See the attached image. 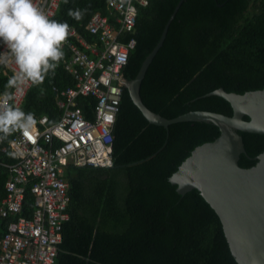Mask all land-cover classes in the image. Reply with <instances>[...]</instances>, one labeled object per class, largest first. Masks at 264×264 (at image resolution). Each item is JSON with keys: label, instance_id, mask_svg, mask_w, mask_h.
Instances as JSON below:
<instances>
[{"label": "trees", "instance_id": "trees-1", "mask_svg": "<svg viewBox=\"0 0 264 264\" xmlns=\"http://www.w3.org/2000/svg\"><path fill=\"white\" fill-rule=\"evenodd\" d=\"M177 2L137 3L134 30L119 36L124 41L135 38L122 68L124 78L135 76ZM69 9L82 10V19L70 17ZM97 10L113 20L107 0H61L50 20L73 24L92 40L95 35L84 24ZM61 47L64 55L54 71L41 84L31 82L20 106L9 105L32 113L35 120L41 114H47L49 122L58 118L53 86L72 83L63 67L69 48ZM10 78L0 64V93L6 91ZM219 86L240 93L264 87V0H182L139 92L150 109L165 117L194 109L231 114L232 106L223 96L204 94ZM94 101L91 94L78 97L87 117L92 116ZM219 132L216 123L205 120L152 123L123 85L112 127L113 165L69 162L64 167L70 215L62 224L53 264H238L218 214L199 190L179 193L167 179L196 145ZM240 134L248 156L264 150V133L240 130ZM13 135L0 141V200L9 174L3 162L17 160L9 150ZM245 152L240 153L239 164H254L256 159ZM30 185L31 180L20 215L30 216L33 210ZM16 216L0 215V238Z\"/></svg>", "mask_w": 264, "mask_h": 264}, {"label": "built area", "instance_id": "built-area-1", "mask_svg": "<svg viewBox=\"0 0 264 264\" xmlns=\"http://www.w3.org/2000/svg\"><path fill=\"white\" fill-rule=\"evenodd\" d=\"M60 1L33 0V3L50 19ZM137 3L145 5L147 0H107L108 7L114 10L112 21L107 14L92 12L84 24L95 35L92 40L69 24V36L63 43L69 48V55L63 60V67L65 77L72 83L61 88L53 86L58 118L49 122L48 115L41 114L32 133L25 136L15 132L9 140V150L17 160L3 162L9 174L4 182L0 215L17 216L7 223L0 238V264H53L62 224L70 215L64 167L69 162L113 165L112 127L121 100L122 68L135 44L133 36L125 41L119 36L134 30ZM0 57H3L0 64L11 77L19 72L14 56L3 43ZM30 85L31 81H26L19 93L14 88L7 90L13 94L7 103L20 106ZM4 93H0V104L5 101ZM88 94L95 96L91 117L78 104V97ZM30 180L33 210L30 216L20 215Z\"/></svg>", "mask_w": 264, "mask_h": 264}, {"label": "water", "instance_id": "water-1", "mask_svg": "<svg viewBox=\"0 0 264 264\" xmlns=\"http://www.w3.org/2000/svg\"><path fill=\"white\" fill-rule=\"evenodd\" d=\"M181 1L176 3L157 42L142 60L135 76L123 77V85L132 101L152 123L167 126L181 120H205L218 125L219 134L196 145L167 179L176 184L175 189L179 193L193 187L199 190L218 214L238 264H264V150L252 156L256 159L252 165L242 166L238 162L240 153L246 151L240 130L264 133V87L240 93L219 86L204 93L218 94L227 99L232 106L231 114L194 109L165 117L150 109L140 96V82L146 68L162 45L167 27ZM244 115L249 118H244Z\"/></svg>", "mask_w": 264, "mask_h": 264}, {"label": "clouds", "instance_id": "clouds-1", "mask_svg": "<svg viewBox=\"0 0 264 264\" xmlns=\"http://www.w3.org/2000/svg\"><path fill=\"white\" fill-rule=\"evenodd\" d=\"M68 15L79 21L83 11L69 9ZM69 27L67 22L50 20L33 0H0V42L10 50L19 69L8 80L5 101L0 104V139L15 132L27 136L34 131V115L9 105L7 101L13 99V94L7 89L19 93L26 81L41 84L64 55L61 46L68 39Z\"/></svg>", "mask_w": 264, "mask_h": 264}, {"label": "crops", "instance_id": "crops-1", "mask_svg": "<svg viewBox=\"0 0 264 264\" xmlns=\"http://www.w3.org/2000/svg\"><path fill=\"white\" fill-rule=\"evenodd\" d=\"M3 196H4V195H3ZM2 198H3V197H2ZM2 198H1V199H2ZM0 202H1V200H0Z\"/></svg>", "mask_w": 264, "mask_h": 264}]
</instances>
